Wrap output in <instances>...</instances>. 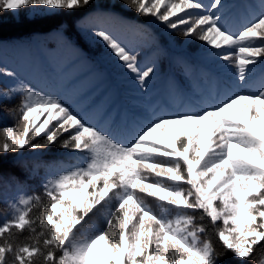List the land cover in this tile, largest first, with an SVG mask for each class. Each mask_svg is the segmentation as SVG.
<instances>
[{"label":"snow or ice","instance_id":"1","mask_svg":"<svg viewBox=\"0 0 264 264\" xmlns=\"http://www.w3.org/2000/svg\"><path fill=\"white\" fill-rule=\"evenodd\" d=\"M94 2L0 0V13L41 6L80 10ZM98 2L101 8L123 6L154 17L183 37L204 42L235 68L242 90L198 109L157 115L127 144L63 100L23 82L0 90V99L21 96L19 106L9 110L18 117L15 127L0 129V183L8 154L16 155L14 163L24 173L23 179L7 178L18 185L49 167L42 159H25V151L59 143L83 159L47 179L41 193L22 194L9 204V218L0 223V264H221L228 253L264 264V80L256 89L246 88L254 67L264 63V11L233 31L223 21V0ZM94 34L144 88L154 66L141 65L138 54L110 32ZM152 133H162L167 143L153 141ZM144 197L157 201L159 213ZM98 205L105 208L106 227L80 235L82 222ZM25 230L29 236L18 243L17 234Z\"/></svg>","mask_w":264,"mask_h":264},{"label":"trees","instance_id":"2","mask_svg":"<svg viewBox=\"0 0 264 264\" xmlns=\"http://www.w3.org/2000/svg\"><path fill=\"white\" fill-rule=\"evenodd\" d=\"M241 1L236 0V3L239 5ZM259 9L261 8L259 7ZM102 12L107 13V15H100ZM86 13L96 14L97 22H102L105 27L113 28L121 37L128 39V43L125 46L138 54V62L141 65H149L151 58H156L159 64L157 69V75L160 77L159 87L153 94H149L147 91L141 93L139 104L136 105L138 108V113H136L135 111H127L128 107H126V104L131 103V98L128 99V97L123 96L118 89L112 91L110 97L112 101H106L107 90L113 86L111 82L108 81L107 85L99 91H86L85 83H81L82 88L78 93L81 96V101L78 106L73 107L69 103L68 97L70 95L68 96L63 91L57 90L56 85L62 84V81L57 79V69L53 68L51 73L47 74L48 78L45 77L51 81L53 91L45 90L43 94L63 100L90 124L96 125L99 129L125 144L129 143L141 130L135 126L136 120L141 121L143 128L145 124L157 115L181 112V101L174 94L175 90L183 92L184 97L188 100L189 98L192 101L197 99L194 101L195 103L197 102L196 106L198 107L209 105L208 100L216 101V88H220L221 93L219 92V95L223 93L224 96L242 90L240 88L241 83L238 85L237 82L230 81L228 78L225 79L226 82H223L221 81L222 75H219L215 70L208 69L207 65L200 60L199 53H202L201 51L198 52V49L176 41L178 38L182 40L185 38L180 35L179 29L173 31L171 40L166 39L165 34L171 29L154 17L141 16L123 6L114 9L101 8L98 0L91 7L84 9L58 10L30 19L26 17L14 18L5 13H0V48L4 50L16 41L28 42L35 36L42 37L48 45H54L55 39L48 37V34L52 31H58L62 34L65 42L80 49L91 66L102 74L104 67L101 63L100 55H102L104 50L100 48L97 42H87L76 28L77 20ZM183 27V25L180 26V28ZM4 54L6 53H1V55ZM7 54L9 57H13L12 53L9 52ZM178 58H182L184 63H178ZM256 66L260 67L259 76L262 72L263 64L260 63ZM190 72L197 74V83L200 84V89L197 91H195V85L190 80V77L187 76ZM178 76H182L181 81L177 80ZM208 78L211 79L212 84H216L215 87H210L207 84L206 79ZM41 81H43L42 78ZM261 82L262 80L258 83L254 81L246 88L256 89ZM155 94H157L156 99L154 98ZM204 94H206L208 100L203 98ZM17 96L10 100L0 99V129L15 127L18 117L14 118L9 110L19 106L21 96L18 98ZM66 137L67 133L64 134L63 138ZM37 139L39 140L40 138ZM152 140L157 141L154 137H152ZM23 157L29 161L33 158L42 159L49 167L40 169L37 176L26 180L22 185H18L7 179L13 174L21 179L24 178V173L14 163L16 155L8 154L3 156L2 170L5 181L0 183V223L9 218L11 212L9 204L15 202L20 195L42 192V184L49 179L47 174L52 170L59 174L69 167L83 163L82 154L61 148L59 143L39 150L38 157L35 154L25 152ZM116 206L117 202L113 201L112 207L115 208ZM28 236L29 233L25 230L23 233L17 234L16 241L23 243ZM212 242L217 251L222 250L221 242L214 234L212 235ZM221 259L226 264H253L251 260H238L230 253Z\"/></svg>","mask_w":264,"mask_h":264},{"label":"rangeland","instance_id":"3","mask_svg":"<svg viewBox=\"0 0 264 264\" xmlns=\"http://www.w3.org/2000/svg\"><path fill=\"white\" fill-rule=\"evenodd\" d=\"M203 2L208 3V0H203ZM223 3V21L226 22L227 26L233 31H238L242 26L248 23L251 18L257 16L261 11H264V8L261 7V0H242L239 5L236 3V0H223ZM259 7L261 9H259ZM52 12L54 11L41 6L37 8H24L15 12L7 10L3 13L14 18L26 17L30 19ZM96 19V14L86 13L77 20L76 28L87 42H97L100 45V48L104 50L102 55H100V60L104 67L102 74L91 66L80 49L65 42L60 32L52 31L48 34V37L55 39L54 45H48L44 42L42 37L35 36L28 42L16 41L4 50L0 48V69H6L7 71L14 73L13 76H8L3 72H0V90H7L16 87L20 82H23L24 84L33 87L35 90L40 91L42 94L45 90L53 91L51 81L46 78H48L47 74H50L53 68H55L57 69V79H61L62 81V84L56 85L57 90L63 91L68 96L70 95L68 99L71 106H78L81 101V96L78 94L82 88L81 83H85L86 91H99L103 89L109 81L113 86L109 87L107 90L106 101H112V99H110L112 91L118 89L123 96L128 97V99L131 98V103L126 104V107H128L127 111H135L138 113L136 105L139 104L141 93L147 91L149 94H153L157 90V87H159L158 82L160 81V77L157 75V69L159 68L158 61L155 57H152L149 61V65H153L156 72L154 76L147 81L146 86L141 88L138 82L133 78L132 74L122 67V62L118 61L111 50L106 46L105 42L99 37H96L94 32L97 29H103L106 32H110L124 46L128 43V39L121 37L113 28L105 27L102 22H97ZM172 19L175 20L176 18L173 17ZM173 31V29L168 30L165 34L166 39L171 40ZM176 41L184 43L191 48L198 49V52L201 51L202 53H199L200 60L207 65L208 69L212 71L215 70L218 74L222 75L221 81L226 82L225 79L228 78L230 81L237 82L238 85L241 83L237 78L235 68L216 57L215 53L217 50L210 49L204 44V42L198 41L194 38L185 37L184 40L178 38ZM2 52H5L6 54L1 55ZM9 52L12 53V58L7 54ZM259 64L260 63L257 65ZM259 68L260 67L255 66L253 71L249 74L248 85L250 83L252 84L254 81L255 83H258L259 81L264 80V68L258 76L260 72ZM187 76L190 77V80L195 85V91L199 90L200 84L197 83V74L190 72ZM181 77L178 76L177 80L181 81ZM41 78L43 81H41ZM206 82L210 87H215V85L212 84L211 79H206ZM219 92L221 93L220 88H216L217 97L214 102L208 100L206 94H204L203 98L208 100L209 104L218 103L219 100L224 97L223 93L222 95H219ZM174 94L177 95V99L181 101V111L200 108L196 106L197 102L195 103L194 101L197 99L192 101L189 98L188 100L180 90H175ZM156 95L157 94L154 96L155 99L157 98ZM19 96L20 95H18L17 98ZM43 118L44 117H42L41 120ZM135 122L137 129H140L143 125L141 121L136 120ZM151 136L157 141H164L167 143V137L162 133H152ZM38 151H25V153H32L38 157ZM242 154L248 156L249 159H252L249 153ZM57 174L58 173L55 170H52L47 175L51 178ZM138 195L143 196V194L139 193ZM144 198L146 203L153 208V211L159 213L160 210L157 207V201L151 197ZM103 209L104 207L98 205L97 209H94L92 213H89V216L85 218V222H82L83 228L80 235H94L97 230H102L106 227L104 216L105 210ZM77 227L80 226L78 225ZM221 264H226L223 259H221Z\"/></svg>","mask_w":264,"mask_h":264}]
</instances>
